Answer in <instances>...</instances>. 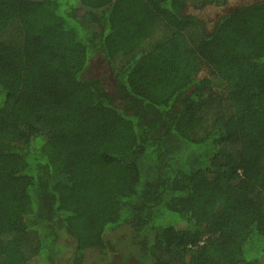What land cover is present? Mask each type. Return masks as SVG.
Masks as SVG:
<instances>
[{"label": "trees", "instance_id": "16d2710c", "mask_svg": "<svg viewBox=\"0 0 264 264\" xmlns=\"http://www.w3.org/2000/svg\"><path fill=\"white\" fill-rule=\"evenodd\" d=\"M225 2L0 0V264L117 229L133 264H264V0L186 11Z\"/></svg>", "mask_w": 264, "mask_h": 264}, {"label": "rangeland", "instance_id": "374dc122", "mask_svg": "<svg viewBox=\"0 0 264 264\" xmlns=\"http://www.w3.org/2000/svg\"><path fill=\"white\" fill-rule=\"evenodd\" d=\"M256 0H226L223 5H208L199 10L187 9V12L195 13L201 17L207 27L214 21V19L222 12L233 9L237 6L244 5ZM109 66L105 59L100 56V54L94 55L90 60L89 70L96 76H101L102 80L109 84ZM207 67L201 63L200 64V75H209L212 79L213 85L218 87V81L215 76H211L208 73ZM217 89V88H216ZM219 89V87H218ZM220 90V89H219ZM60 251L62 253L69 254L72 249V241L69 237L64 236L60 239ZM107 240L110 242L109 246L111 249L107 251H101L99 249H88L84 253V263L83 264H133L131 260L126 257L130 252L128 246V236L125 234L124 229H117L111 231L107 234ZM34 259H32L33 261ZM135 264V263H134Z\"/></svg>", "mask_w": 264, "mask_h": 264}]
</instances>
